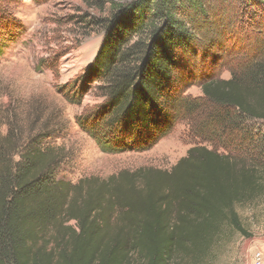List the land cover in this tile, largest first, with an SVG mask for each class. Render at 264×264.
I'll return each mask as SVG.
<instances>
[{"label":"trees","instance_id":"obj_1","mask_svg":"<svg viewBox=\"0 0 264 264\" xmlns=\"http://www.w3.org/2000/svg\"><path fill=\"white\" fill-rule=\"evenodd\" d=\"M206 5H118L86 70L103 101L75 123L105 152L145 151L177 121L207 145L192 146L168 169L71 182L58 173L77 159L49 142L54 131L42 123L27 135L0 130V264L198 261L224 224L249 237L236 206L264 200V37L241 62H225L228 78L182 74ZM192 82L201 96L181 93Z\"/></svg>","mask_w":264,"mask_h":264},{"label":"rangeland","instance_id":"obj_2","mask_svg":"<svg viewBox=\"0 0 264 264\" xmlns=\"http://www.w3.org/2000/svg\"><path fill=\"white\" fill-rule=\"evenodd\" d=\"M126 2L0 0V29H7V34L0 31V130L16 128L27 135L42 123L54 131L57 136L49 142L73 150L77 159L76 167L58 173L71 182L140 167L168 169L192 146L207 145L190 134L186 122L177 121L145 151L105 152L75 123V117L89 115L103 101L99 83L86 79V70L102 45L110 17ZM205 2L208 17L201 18V27H193L195 32L190 29L197 51L185 56L188 62L180 70L197 78L225 79V62H241L264 37V6L245 7V0ZM181 88L183 95L201 96L197 82ZM236 209L249 237L224 224L201 259L181 257L170 264H253L257 250L264 264V200L237 204Z\"/></svg>","mask_w":264,"mask_h":264},{"label":"built area","instance_id":"obj_3","mask_svg":"<svg viewBox=\"0 0 264 264\" xmlns=\"http://www.w3.org/2000/svg\"><path fill=\"white\" fill-rule=\"evenodd\" d=\"M263 254L261 251H255L252 256L253 264H262Z\"/></svg>","mask_w":264,"mask_h":264},{"label":"bare ground","instance_id":"obj_4","mask_svg":"<svg viewBox=\"0 0 264 264\" xmlns=\"http://www.w3.org/2000/svg\"><path fill=\"white\" fill-rule=\"evenodd\" d=\"M85 50V49H84ZM69 65V64H68Z\"/></svg>","mask_w":264,"mask_h":264}]
</instances>
